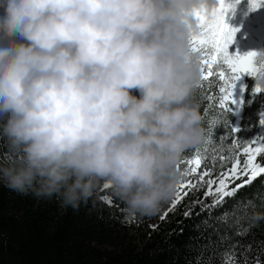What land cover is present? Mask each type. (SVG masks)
<instances>
[{
  "label": "clouds",
  "instance_id": "obj_1",
  "mask_svg": "<svg viewBox=\"0 0 264 264\" xmlns=\"http://www.w3.org/2000/svg\"><path fill=\"white\" fill-rule=\"evenodd\" d=\"M214 7L0 0V184L73 211L107 184L129 214H154L175 190L183 153L205 138L190 40L193 10ZM255 84L264 87V73Z\"/></svg>",
  "mask_w": 264,
  "mask_h": 264
},
{
  "label": "trees",
  "instance_id": "obj_2",
  "mask_svg": "<svg viewBox=\"0 0 264 264\" xmlns=\"http://www.w3.org/2000/svg\"><path fill=\"white\" fill-rule=\"evenodd\" d=\"M243 82L246 90L234 138L248 140L264 134V126L259 124L264 92L254 93V77H244ZM218 88L215 78L201 81L197 87L195 99L203 116L205 138L187 149L179 161L194 158L196 149L201 156L207 153L208 159L199 171L211 167L213 179L231 167V161L221 162L215 150L230 146L225 122L230 121L233 127L236 123L232 112H222L215 99H208L209 95H219ZM131 91L139 95L135 89ZM214 154L217 159L213 165ZM5 156L0 148V158ZM261 161L264 155L258 157ZM181 168L185 164L181 163ZM245 179L241 176L229 183V188ZM259 183L245 185L221 199L215 193L216 185L212 186V195H205L208 186L202 181L196 187H187L163 219L158 218L163 202L152 215L129 214L125 202L106 184H101L93 200L79 211L61 207L55 198L37 201L0 184V264H219L230 244L239 241L253 245L255 250L264 240V219H255L256 213L264 214L262 196L254 191ZM109 201H115L118 207H112ZM241 216L244 219L236 224ZM240 227L247 228L248 233L243 237L231 235Z\"/></svg>",
  "mask_w": 264,
  "mask_h": 264
},
{
  "label": "snow or ice",
  "instance_id": "obj_3",
  "mask_svg": "<svg viewBox=\"0 0 264 264\" xmlns=\"http://www.w3.org/2000/svg\"><path fill=\"white\" fill-rule=\"evenodd\" d=\"M241 3L242 0H216V7L210 11L205 8L193 10L198 31L191 37V50L200 56L201 81H208L210 78L216 79L219 85V95L215 97L209 95L208 99H215L216 106L222 112H232L234 108L239 109L242 100L240 103L237 102L235 91L238 86L241 93L246 90L245 85L241 83L244 77L255 78L258 74L264 73V62L257 63L258 52L229 51L230 46L234 43L235 35L240 29L227 23L226 18L234 17L238 5ZM247 4L248 12L264 8V0H247ZM253 91L255 94H259L264 92V87L255 84ZM259 124L264 126V113H261ZM225 129L228 134L226 142L230 146L227 149L222 146L215 152L220 153L218 159L221 162L231 161V167L213 179L211 167L204 166L203 171H199L208 156L207 153L201 156L200 150L196 149L197 155L194 158L181 161L177 165L180 176L175 186L176 197L172 202V208L182 199L180 193L185 186L196 187L202 181L206 182L208 186L205 195H212V186L216 185L215 193L222 199L225 196H232L239 188L245 185L252 186L255 181L260 180L254 191L261 194L262 203H264V161L258 162V157L264 155V134L256 135L248 140L234 138L237 136L238 129L233 127L230 121L225 122ZM225 152L227 155L223 154ZM211 159L214 165L217 156L214 154ZM181 163L185 164L184 169H181ZM190 174L196 176V183L185 180ZM241 176L246 179L235 188L230 189L229 183H234ZM205 177H208L206 181ZM109 204L112 207H118L115 201H109ZM163 218L161 217V219ZM242 219H244L243 216L237 217L236 224H240ZM247 233V228L240 227L234 230L231 235L243 237ZM253 248L254 246L251 244L242 245L236 241L225 249L219 264H264V240L255 250ZM199 264H208V262H199Z\"/></svg>",
  "mask_w": 264,
  "mask_h": 264
},
{
  "label": "rangeland",
  "instance_id": "obj_4",
  "mask_svg": "<svg viewBox=\"0 0 264 264\" xmlns=\"http://www.w3.org/2000/svg\"><path fill=\"white\" fill-rule=\"evenodd\" d=\"M248 7L249 6L247 4V0H242V3L238 5L234 17L226 18L227 23H229L231 26L239 27L240 29L236 33L234 43L230 46L229 51L231 49H233L234 52L238 50L240 53H244L247 51H256V52L264 51V8H258L255 11L248 12L247 11ZM2 14H3L2 10H0V15ZM185 180L186 181L191 180L192 183H195L196 176L190 174L185 178ZM187 187L189 186L184 187L180 195H182L185 192ZM175 197H176V188L173 194L171 195V197L163 201V203L161 204L158 218L164 216V214L167 211L164 214L163 211L170 204L171 199H173L174 201ZM171 206L172 204L170 205V207ZM170 207H168V209ZM155 222L156 221L152 222V224H155Z\"/></svg>",
  "mask_w": 264,
  "mask_h": 264
},
{
  "label": "bare ground",
  "instance_id": "obj_5",
  "mask_svg": "<svg viewBox=\"0 0 264 264\" xmlns=\"http://www.w3.org/2000/svg\"><path fill=\"white\" fill-rule=\"evenodd\" d=\"M241 83H243V80L241 81ZM235 96H236V98H237V102L238 103H240V101L242 100V93L239 91V86L237 87V89H236V91H235ZM234 110V115H235V119H236V126H237V124H238V119H239V111H240V107H239V109L237 110V109H233ZM235 126V127H236ZM172 201H173V199H171V201H170V204L166 207V209L163 211V214L167 211V209H168V207H170V205L172 204ZM162 214V215H163Z\"/></svg>",
  "mask_w": 264,
  "mask_h": 264
},
{
  "label": "water",
  "instance_id": "obj_6",
  "mask_svg": "<svg viewBox=\"0 0 264 264\" xmlns=\"http://www.w3.org/2000/svg\"><path fill=\"white\" fill-rule=\"evenodd\" d=\"M243 81H244V78H243ZM244 84V82H243ZM244 93V92H243ZM243 93H242V99H243ZM232 113L234 114V110L232 111ZM240 113H241V104H240V111H239V119H238V124L236 126V128H239V120H240ZM235 116V115H234ZM107 186V185H106ZM103 188V187H102Z\"/></svg>",
  "mask_w": 264,
  "mask_h": 264
}]
</instances>
